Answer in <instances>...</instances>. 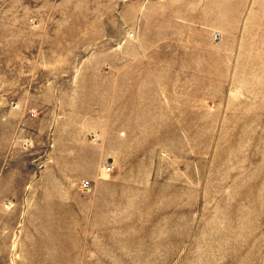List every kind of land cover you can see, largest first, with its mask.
Instances as JSON below:
<instances>
[{
  "label": "rangeland",
  "instance_id": "1",
  "mask_svg": "<svg viewBox=\"0 0 264 264\" xmlns=\"http://www.w3.org/2000/svg\"><path fill=\"white\" fill-rule=\"evenodd\" d=\"M0 264H264V0H0Z\"/></svg>",
  "mask_w": 264,
  "mask_h": 264
},
{
  "label": "built area",
  "instance_id": "2",
  "mask_svg": "<svg viewBox=\"0 0 264 264\" xmlns=\"http://www.w3.org/2000/svg\"><path fill=\"white\" fill-rule=\"evenodd\" d=\"M111 169V165H108V167H107V170H110ZM90 185V182L89 181H84L83 182V186L84 187H88Z\"/></svg>",
  "mask_w": 264,
  "mask_h": 264
}]
</instances>
